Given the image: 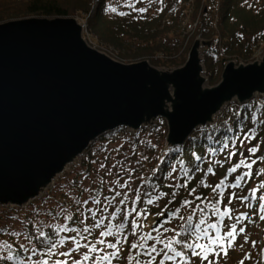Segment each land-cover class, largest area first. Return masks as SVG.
Returning a JSON list of instances; mask_svg holds the SVG:
<instances>
[{
    "label": "water",
    "instance_id": "water-1",
    "mask_svg": "<svg viewBox=\"0 0 264 264\" xmlns=\"http://www.w3.org/2000/svg\"><path fill=\"white\" fill-rule=\"evenodd\" d=\"M72 17H31L0 24V208H24L104 135L137 134L159 119L165 149L181 148L217 124L231 104L264 97V55L229 61L210 87L197 37L182 67L125 64L92 47ZM158 218L153 225H155Z\"/></svg>",
    "mask_w": 264,
    "mask_h": 264
},
{
    "label": "snow or ice",
    "instance_id": "snow-or-ice-1",
    "mask_svg": "<svg viewBox=\"0 0 264 264\" xmlns=\"http://www.w3.org/2000/svg\"><path fill=\"white\" fill-rule=\"evenodd\" d=\"M127 6L139 13L147 11L136 8L132 0ZM126 14L120 12L121 16ZM260 123L264 124V119ZM232 131L228 129L229 133ZM209 140L212 141L211 136ZM254 140H258L257 130L244 131L241 122L236 135H226L214 142L219 147L208 149L212 156L225 153L222 159L208 160L193 152L194 160L186 167L182 159L165 160L159 156L147 177L138 174V168L149 156L138 153L135 144L127 148L117 144L92 160L89 171L73 182L75 190L64 194L74 205L72 212L57 205L55 210L43 213L45 219L24 221L22 231L0 227V232L25 241L15 249L6 240L0 241V253L6 252L0 255V261L113 264L126 253L128 264H220L238 237L245 234V221L254 222L250 212L239 211L237 205L264 221V181L247 187L254 179V166L264 163V155H258L259 141H264V137L252 144ZM205 163L207 168L203 167ZM226 165L224 176L214 186L209 183V175H217L216 167ZM198 173H202V178L190 186ZM256 174H264V167ZM202 189H210V195H204ZM162 201H166L164 206L155 213L159 221L146 230V221L152 215L146 206H159ZM174 202L179 206L169 209ZM35 214L42 215L39 210ZM49 217L53 222H45ZM248 240L244 235V242ZM251 245L257 247V241L252 240ZM239 247L242 249L243 244ZM250 259L251 255L245 254L240 264Z\"/></svg>",
    "mask_w": 264,
    "mask_h": 264
},
{
    "label": "trees",
    "instance_id": "trees-1",
    "mask_svg": "<svg viewBox=\"0 0 264 264\" xmlns=\"http://www.w3.org/2000/svg\"><path fill=\"white\" fill-rule=\"evenodd\" d=\"M167 5L164 9L154 17L150 19H135L129 13L124 16L120 15V12L111 13L107 8L106 0H100L97 8V15L88 24L90 33L97 36L98 39L105 41L106 43L112 44L122 50L124 47V39L141 40L143 43L147 44V48H150V43L158 41L161 33L173 30V27L184 20L186 14L177 10L174 6L178 2H192L195 6L200 5V12L194 11L192 16H190V23L197 24L196 34L200 35L205 39H214L216 41L215 46L207 54H205V64L208 69V79L211 85H215L219 82V73L222 71L223 67L227 63V58L230 56H236V58H241L243 61L248 62L250 52L252 51V45L260 40H264V0H165ZM94 0H33L29 4L13 6L5 11L0 12V22L25 18V17H68L70 16L69 7L80 8L87 12L90 6H92ZM69 5V6H68ZM198 8V9H199ZM197 9V10H198ZM169 23V24H167ZM162 28V29H161ZM161 29V30H160ZM123 51V50H122ZM139 49L133 52H122L121 58L125 61L135 59L139 56H146L151 54L150 51L138 52ZM131 62V61H129ZM171 66H175L176 60L174 58H169L165 61ZM151 63L155 66L160 64L157 59H152ZM184 64V63H183ZM181 65V64H179ZM257 99V100H256ZM255 100L251 101L249 104L240 106L238 104H233L227 107L219 116L218 122L213 127H208L204 130H197L192 137L185 143L182 148H175L173 151L153 150V157H150L148 161L143 162V167L138 168V174H142L144 177L151 175V169L158 163L157 157L164 156L165 160L172 158L173 160L179 158L184 160L185 166L190 167L194 160L192 153L195 152L197 155L207 158L208 160L222 159L225 153H220L217 156H212L208 151L210 147H219L215 144V141H220L224 136H234L237 134L240 128V123H243L244 131L248 129H256L258 140H254L251 143L255 144L259 141V137H264V124L260 123L261 119H264V98L257 97ZM161 123V122H160ZM160 125V124H159ZM231 128L233 131L228 132ZM119 133L127 134L125 129H118L114 132L107 134V137L116 136ZM212 137V141L209 137ZM114 138V137H113ZM104 139V138H102ZM135 144H140V139L138 135L130 138ZM261 144L260 152L258 155H264V141H259ZM231 143V142H230ZM251 146V145H248ZM164 148V147H163ZM92 149V148H91ZM91 149H89L85 156L82 157L81 168L78 174L73 178V180L68 184V191L61 192L57 197L52 193L45 196L40 200L41 204L38 207L31 208V210L24 215L23 222L28 219L41 220L45 219L43 213L49 210H55L56 208L47 207L46 204L52 200V198H57L58 205H63L68 209V212H72L74 205L69 203L68 198L64 196L65 193H70L74 191L73 182L77 181L83 174H86L91 168V162L94 159L92 156ZM179 149L180 151H175ZM167 153V155H165ZM235 159L233 160V163ZM208 164L203 165L207 168ZM225 168L216 167V176L209 175L208 182L215 185L225 174ZM264 167V163L258 162L254 166V179L249 181L247 187H255L261 181H264V174L257 175L259 168ZM179 168V165H177ZM202 178V173H198L195 179L192 181L190 186H195L196 182ZM182 182V181H181ZM136 183H139L138 181ZM167 183V181H164ZM135 187V184L133 185ZM163 190L168 191L164 188ZM204 195H210V189L201 190ZM244 194H247L246 192ZM166 201H162L161 206L164 205ZM256 202L253 201V204ZM160 206V207H161ZM178 203H173L169 205V209L178 207ZM239 205H237L238 207ZM42 207H45L44 209ZM152 215L155 213V208L157 206H146ZM158 207V209L160 208ZM241 207L238 208V210ZM245 211H249L252 215L253 223H245L249 225H254L258 222V216L252 213L250 210L243 208ZM23 210V209H22ZM21 210V211H22ZM39 210L42 215L36 216V211ZM183 212V210H182ZM13 215L17 212L13 211ZM149 215L146 221V230H149ZM50 218V217H49ZM51 219V218H50ZM215 219V218H213ZM48 221V218H47ZM21 226L10 229L7 223L0 222V227H8L9 230H24V224ZM53 222V221H52ZM155 222V220H154ZM152 223V225L154 224ZM176 222V221H173ZM226 223H229L226 219ZM151 225V226H152ZM258 228H256L254 235H256ZM6 240L15 249L20 244L25 243L21 238L11 237L8 232H0V241ZM260 247H255V252L257 254ZM22 255H27L21 251ZM0 255H6L5 253H0ZM126 253L121 254V258L118 261H114L113 264H128L127 260L124 258ZM257 257V255L255 256ZM37 259V257H33ZM195 259V258H194ZM0 264H13L11 261H0Z\"/></svg>",
    "mask_w": 264,
    "mask_h": 264
},
{
    "label": "rangeland",
    "instance_id": "rangeland-1",
    "mask_svg": "<svg viewBox=\"0 0 264 264\" xmlns=\"http://www.w3.org/2000/svg\"><path fill=\"white\" fill-rule=\"evenodd\" d=\"M31 1L33 0H0V12L5 11L8 8H11L13 6H18V5L24 6V4L25 5L29 4ZM99 1L100 0H94L93 5L90 6L87 12H84V10L81 11L80 8H74V6L69 7L71 8L70 9L71 15L68 17L76 18L79 23L85 26L83 35L85 39L87 40V42L92 45V47H94L95 49H98L99 51L107 54L108 56L122 63L131 64V63H136V62L146 60V61H149L151 65H153L151 63V60L157 59L160 61V64L158 66L153 65L154 67H157L159 69L173 70V69L182 67L185 64L194 41L196 40L197 37H201L200 35L196 34V31L198 28L197 24L190 23V16H192V13H194V11L200 12V8H199L200 5L195 6L193 1H191L192 5L191 3H188V2H178L177 4H175L174 7L178 11L181 10V12L185 13L186 17L184 18L183 21L178 22L173 27V30L161 33L157 42L154 41L150 43L149 45L150 48H147L146 47L147 44L143 43L141 40H137V39L132 40V39L125 38L124 47L122 48L123 50L122 51L120 48L112 44L106 43L105 41L98 39L97 36H94L90 33L88 24L97 15V8L99 5ZM132 3L135 5L136 8L143 7V8H146L147 11L144 13H139L138 11H135L132 8H129L127 6L128 0H106L108 9L115 8L116 9L115 12L123 11L125 13H129L135 19H142V20L150 19L154 17L155 15L160 13L162 11L161 9H164L165 6L167 5L165 0H162V2L161 0H132ZM110 12L114 13L112 11ZM26 18L27 17L12 19L8 21L0 22V24L6 23L9 21H14V20L26 19ZM28 18H31V17H28ZM37 18H41V17H37ZM202 39L203 40H214V39H205V38H202ZM215 44H216V41L214 43V46ZM136 49H139L138 51L139 53L150 51L151 54L146 55V56H139V57H136L135 59L129 60L131 62L127 60L125 61L124 59L121 58L122 52H127V53L130 51L133 52ZM209 51H206L205 49L203 53L207 54ZM263 55H264V40H260L257 43H254L252 47V51L250 52L248 62L243 61L241 58H236V56H230L227 58L228 60L227 63L229 61H236L237 63L249 64L263 57ZM169 58H174L176 60L175 66L169 65L167 62L165 63V61ZM225 66L223 67L222 71H220L219 73L220 80H221V76H222ZM204 76H206L207 78L209 76L206 64H205ZM220 80L218 83L221 82ZM218 83L215 85H211L208 79V84L210 85V87L216 86L218 85ZM234 104H237V103H234ZM229 106L230 105H228L227 107ZM167 131L168 129H167L166 122L163 119H159L155 127L148 128V129L143 128L136 134L138 135L140 139V144H135L131 141L130 138H132L134 134L127 130H126L127 134L119 133L116 136H113L114 138L110 136L107 137V134H106L105 136L101 137L100 139L95 141L90 146V149L92 148L91 149L92 156H94L93 160H96L99 157H102L105 154L106 150H110L112 147L116 146L117 144H124L125 148L129 147L132 144H135L138 153H143L144 155L149 156V158L153 157V152H154L153 150L155 151L162 150V149L164 150L163 147H165ZM152 145H155V147L153 148ZM85 154L83 156H85ZM82 157L79 159V161L75 165H71L62 175L58 177L53 187L49 189L43 197L34 200L33 202H31L28 206L24 208H17V207L3 208L1 207L0 208V222L7 223L10 229H14L15 227L18 226V224L19 226H21L23 222V217L27 213V211L29 209L31 210V208L38 207L41 204L40 200L43 199L45 196L52 193V195L54 194L57 197V195L60 194L61 192L68 191L69 189L68 184L73 180L76 174H78L80 171ZM133 159H136V157H133ZM58 204L59 203H58L57 198H52V200L48 202L46 206L56 208ZM160 206L161 204L154 209L155 213L159 212L160 209L164 205L161 207ZM158 207L160 208L158 209ZM239 207L240 206H238V208ZM42 208L44 209L45 207H42ZM13 211H16L17 214L13 215L12 214ZM239 211H245V210L243 209V207H241ZM155 213L150 217L151 221L149 222V226H148L149 230L154 220L159 218L155 215ZM45 222H52V221L50 218H48V221L46 219ZM245 224L247 225L245 234L238 237L236 245L234 246V248L229 250L228 257L220 260V264H240V261L241 259H243L245 254H250L251 259L244 260V264H262V262H264V252L260 251L261 249H264V221H261L258 219V222H255L253 226L247 223ZM168 226H171V225H168ZM256 228H258V231L256 235H254ZM244 235H247L249 238L247 243L244 242ZM252 240L257 241V246L260 247V250L258 251L259 254H257L255 252V248L252 247L251 245ZM240 244H243L242 249L239 247ZM256 255L257 257H255Z\"/></svg>",
    "mask_w": 264,
    "mask_h": 264
},
{
    "label": "bare ground",
    "instance_id": "bare-ground-1",
    "mask_svg": "<svg viewBox=\"0 0 264 264\" xmlns=\"http://www.w3.org/2000/svg\"><path fill=\"white\" fill-rule=\"evenodd\" d=\"M252 47H253V45H252ZM205 51V48H203V49H201V57L203 58V59H205V53H203ZM251 63H253V62H251ZM204 64H205V62H204ZM224 111V110H223ZM221 114V113H220ZM220 116V115H219ZM219 116L217 117V122H218V119H219ZM208 127H213V126H208ZM207 127V128H208ZM206 128V129H207ZM201 130H203V129H201Z\"/></svg>",
    "mask_w": 264,
    "mask_h": 264
}]
</instances>
